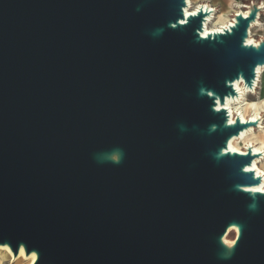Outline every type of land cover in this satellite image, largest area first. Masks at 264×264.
Returning <instances> with one entry per match:
<instances>
[{
    "label": "water",
    "instance_id": "1",
    "mask_svg": "<svg viewBox=\"0 0 264 264\" xmlns=\"http://www.w3.org/2000/svg\"><path fill=\"white\" fill-rule=\"evenodd\" d=\"M187 5L0 0V244L33 264H264L260 155L228 148L258 122L217 108L264 65V4L207 34L214 9Z\"/></svg>",
    "mask_w": 264,
    "mask_h": 264
},
{
    "label": "bare ground",
    "instance_id": "2",
    "mask_svg": "<svg viewBox=\"0 0 264 264\" xmlns=\"http://www.w3.org/2000/svg\"><path fill=\"white\" fill-rule=\"evenodd\" d=\"M188 5L186 6V13L195 12L200 6V3H196L194 0H187ZM264 4V1L262 2ZM247 4L240 2L236 3V8L234 13L242 11L247 13ZM207 7V6H206ZM234 13L231 15L230 19L222 20L220 17V12L218 10L215 13H209L204 22V34L215 33L222 31L223 29L229 27L234 23ZM255 32L264 33V21H261L260 17L253 22L249 29V36L247 38L248 43H257L253 34ZM234 86L237 90L236 95L227 96L225 102L222 104L217 102V108H225L228 112V117L230 123L235 122L236 117L239 116L244 122L248 120L257 121V126H249L241 131L239 135L233 136L228 143V148L232 151L246 152L247 149L251 148L253 152L258 153L257 156L252 161L247 168L252 169L256 175L261 176V182L252 185L250 189H259V191H264V111L260 108L264 104V65H259L257 67V75L254 80L253 87L246 85L243 79H237L234 81ZM259 89V90H258ZM251 93L255 94V101L250 102ZM253 104V109L247 112V106ZM238 228L236 226H231L224 236V241L228 244H232L233 239H229L231 233L234 237L237 235ZM24 248V247H23ZM28 259V264H33L37 258L35 252L26 254L25 250L15 255L8 244H0V264H5L7 261H21L22 259ZM17 263V262H16Z\"/></svg>",
    "mask_w": 264,
    "mask_h": 264
},
{
    "label": "crops",
    "instance_id": "3",
    "mask_svg": "<svg viewBox=\"0 0 264 264\" xmlns=\"http://www.w3.org/2000/svg\"><path fill=\"white\" fill-rule=\"evenodd\" d=\"M194 1L196 3H200V2L211 3L212 5L217 6L218 12H223L228 14L230 12V9L232 8V5L236 6L237 2H240L241 4L243 3L245 4L253 0H194ZM260 1H264V0H260ZM220 17L224 18L222 13H220ZM260 19L261 21H264V10L261 12Z\"/></svg>",
    "mask_w": 264,
    "mask_h": 264
},
{
    "label": "rangeland",
    "instance_id": "4",
    "mask_svg": "<svg viewBox=\"0 0 264 264\" xmlns=\"http://www.w3.org/2000/svg\"><path fill=\"white\" fill-rule=\"evenodd\" d=\"M236 8H238V7L232 5V8L230 9V12H229L228 14H227V13L220 12V13L223 14V17H224V18H222V20L230 19V18L232 17L231 15L234 13V10H235ZM263 35H264V33H261V32H255V34H253V37L255 38V40H258L257 38H258V37H261V36H263ZM258 90H259V89H258ZM250 95H251L250 102H254V101H255V99H254L255 94H254V93H251ZM260 108L264 111V104H263L262 106H260ZM252 109H253V104H249V105L247 106V112H250ZM233 238H234V234L231 233V234L229 235V239H233ZM16 262H17V263H16ZM16 262H15V261L12 262V261L10 260V261L5 262V264H28L29 260L24 258V259H22L21 261H16Z\"/></svg>",
    "mask_w": 264,
    "mask_h": 264
},
{
    "label": "snow or ice",
    "instance_id": "5",
    "mask_svg": "<svg viewBox=\"0 0 264 264\" xmlns=\"http://www.w3.org/2000/svg\"><path fill=\"white\" fill-rule=\"evenodd\" d=\"M182 22V21H181ZM253 191H259V189H253ZM242 238V233H241V235H240V239ZM237 242L236 241H233L232 242V244H236ZM231 246V245H230ZM19 251L20 252H23L24 251V248H23V246H21L20 248H19Z\"/></svg>",
    "mask_w": 264,
    "mask_h": 264
},
{
    "label": "built area",
    "instance_id": "6",
    "mask_svg": "<svg viewBox=\"0 0 264 264\" xmlns=\"http://www.w3.org/2000/svg\"><path fill=\"white\" fill-rule=\"evenodd\" d=\"M261 2H263V1H261ZM208 3V2H207ZM210 4V7L212 8V9H214V12L213 13H215L217 10H218V8H217V6H215V5H212L211 3H209ZM260 15H261V13H259V17H260ZM264 36V35H263ZM259 38V37H258ZM257 38V39H258Z\"/></svg>",
    "mask_w": 264,
    "mask_h": 264
},
{
    "label": "clouds",
    "instance_id": "7",
    "mask_svg": "<svg viewBox=\"0 0 264 264\" xmlns=\"http://www.w3.org/2000/svg\"><path fill=\"white\" fill-rule=\"evenodd\" d=\"M121 156H122V153H121ZM114 162H115V163H119V162H120V160H115ZM251 207H253V208H254V207H255V204L251 205Z\"/></svg>",
    "mask_w": 264,
    "mask_h": 264
}]
</instances>
